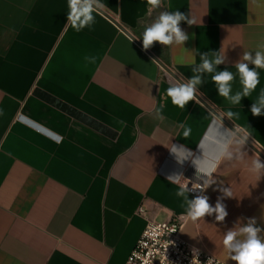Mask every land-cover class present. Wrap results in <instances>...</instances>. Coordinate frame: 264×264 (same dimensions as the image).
Masks as SVG:
<instances>
[{
	"label": "crops",
	"instance_id": "1",
	"mask_svg": "<svg viewBox=\"0 0 264 264\" xmlns=\"http://www.w3.org/2000/svg\"><path fill=\"white\" fill-rule=\"evenodd\" d=\"M100 3L76 31L67 0H0V264H125L147 218L176 216L186 242L236 264L224 233L250 218L264 228V170L252 171L264 157L236 135L264 149V107L251 114L264 69L238 105L193 69L200 54L221 52L218 70L236 74L244 52L264 51V0H164L152 16L146 0ZM176 10L195 20L180 25L189 39L148 50L185 84L202 76L183 108L166 94L177 84L117 24L142 44L156 15ZM180 177L211 180L201 195L213 207L221 199L225 220L188 218L195 196L176 194Z\"/></svg>",
	"mask_w": 264,
	"mask_h": 264
},
{
	"label": "clouds",
	"instance_id": "2",
	"mask_svg": "<svg viewBox=\"0 0 264 264\" xmlns=\"http://www.w3.org/2000/svg\"><path fill=\"white\" fill-rule=\"evenodd\" d=\"M146 4L148 6L147 14L152 16L154 11L164 6V0H146ZM67 5V23L76 31L91 27L95 22L93 13L102 7L100 0H67ZM181 22H185L189 26L195 24L194 19L189 18L188 15L179 10L160 11L155 19L144 28L141 38L143 49L148 50L156 43L162 46L184 45L189 36L181 28ZM209 57V53L200 54L201 63L198 68L193 69V72L212 74L211 80L216 85L218 95L226 100H231L234 105H238L242 97H248L259 85L260 74L257 69H264V51L257 50L254 57L251 52H244L242 58L234 65L237 70L236 74L228 69L218 70L217 66L224 63L226 54L217 52L212 53L211 58ZM86 59L95 60L94 57H86ZM250 64L253 67H249ZM237 74L242 86V92H236L235 95H231L232 82ZM201 83L202 76L194 74L187 84L169 87L166 91L167 97L170 98L173 105L183 108L188 101L193 99L197 91V85ZM262 107H264V91L260 94L259 106L255 103L252 105L251 114L259 116ZM227 115L232 117L233 112L228 111ZM188 134V130H185L184 136L187 137ZM253 164L252 171L257 174L264 170V162L259 159L254 160ZM208 175L210 176V174ZM211 183V180L206 181L201 191H206ZM220 190L224 197H232L229 188ZM186 191L187 188L183 187L176 194L185 196ZM213 214H215L217 222H223L227 216L225 206L220 198L217 199L215 207L209 203L207 195H197L187 201L186 216L191 220L196 221ZM262 232H264V228L257 226L255 218H250L247 224L240 226L237 223V226L224 233L223 245L236 264H264V236L260 235ZM209 264H211L210 260Z\"/></svg>",
	"mask_w": 264,
	"mask_h": 264
},
{
	"label": "built area",
	"instance_id": "3",
	"mask_svg": "<svg viewBox=\"0 0 264 264\" xmlns=\"http://www.w3.org/2000/svg\"><path fill=\"white\" fill-rule=\"evenodd\" d=\"M171 83H180L162 69ZM259 152L264 149L252 144ZM178 184L186 187L194 195H201L203 181H192L187 177L177 179ZM139 213H144L138 207ZM184 218L176 216L168 220L147 218L144 230L130 251L125 264H226L213 255L186 242L181 236ZM195 250V251H194Z\"/></svg>",
	"mask_w": 264,
	"mask_h": 264
},
{
	"label": "water",
	"instance_id": "4",
	"mask_svg": "<svg viewBox=\"0 0 264 264\" xmlns=\"http://www.w3.org/2000/svg\"><path fill=\"white\" fill-rule=\"evenodd\" d=\"M106 14V13H105ZM109 16V15H108ZM112 20L115 21V19H113L112 17H110ZM117 23V21H115ZM118 26L123 29L130 37H132L142 48V44L138 41L137 38H135L133 35H131L126 29H124L119 23H117ZM157 63L158 65L161 67V69H163L165 72H167L171 77H173L175 80H177L180 84H185L168 66H166L164 63H162L157 57H155L149 50H145ZM197 96V95H196ZM198 97V96H197ZM202 102H204L200 97H198ZM212 112L214 113V115L220 120L222 121L226 126H229L230 128H233L229 125V123H227L222 117H220V115L217 114L216 111H214L213 109H211ZM236 135L238 137H240L243 141H245L247 144H249L254 150H256L262 157H264V154H262L261 152H259L245 137H243L241 135V133L236 132Z\"/></svg>",
	"mask_w": 264,
	"mask_h": 264
}]
</instances>
